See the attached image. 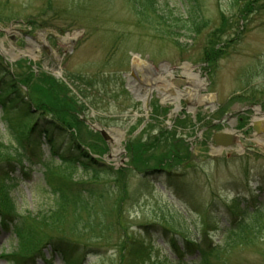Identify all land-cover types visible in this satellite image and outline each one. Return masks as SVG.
<instances>
[{
	"label": "rangeland",
	"instance_id": "374dc122",
	"mask_svg": "<svg viewBox=\"0 0 264 264\" xmlns=\"http://www.w3.org/2000/svg\"><path fill=\"white\" fill-rule=\"evenodd\" d=\"M145 1L0 0V57L12 71L22 73L21 78L35 75L23 85L28 107L34 109L27 121L36 117L59 121L62 130L51 129L56 139L74 137L93 158L115 168L127 165L128 145L137 141L158 144L152 153L165 156L159 164L176 174L175 184L181 192L175 194L164 175L142 183L135 171L129 187L142 190L137 202L128 205L133 228L159 219L170 221L180 214L195 237L206 229L208 240L218 244L230 216H219L216 224L210 215L207 227L203 226L202 216L212 201L221 210L236 195L243 203L264 199V187L260 188L264 186V130L256 133L248 127L240 137V147L219 152L210 145L213 133L240 130L252 118L262 117L252 108L259 105L264 111V0H194L202 17L199 28L184 25L166 0H157L156 6L151 1L147 6ZM169 6L176 22L167 18ZM176 6L187 9L177 1ZM187 12L189 15L190 9ZM42 45L50 52L45 53ZM135 56L154 71L136 67ZM185 63L198 78L188 73ZM43 76L55 79L63 89L59 106L64 99L67 105L72 103L74 118L65 115L69 123L54 112L38 115L30 86ZM132 83L142 95L150 91L148 115L141 98L129 87ZM177 89H198L212 96L214 106L192 105L188 98L179 97L180 108L172 111ZM162 93H168L171 100H163ZM12 113L0 109V140L15 146L25 143L19 132L25 127L20 114ZM88 122L109 129L115 142L102 139ZM45 153L41 144L32 158L33 169H43L39 162L47 160ZM148 162L152 165L154 161ZM51 167L56 174L64 170L66 177L80 178L77 170H65L58 163ZM13 168L9 174L15 179L6 183L7 189L18 210L36 212L42 195L46 196L44 171L23 174L19 166ZM0 194L4 195L2 182ZM153 234L152 257L145 264H165L172 257V248L161 233ZM14 245L13 236L0 229V264H7L4 254L13 251ZM192 257L183 264H196ZM209 259L211 264H264V234ZM88 262L115 264V258L91 255ZM16 264H24V260ZM36 264L61 262L53 257L38 259Z\"/></svg>",
	"mask_w": 264,
	"mask_h": 264
},
{
	"label": "trees",
	"instance_id": "16d2710c",
	"mask_svg": "<svg viewBox=\"0 0 264 264\" xmlns=\"http://www.w3.org/2000/svg\"><path fill=\"white\" fill-rule=\"evenodd\" d=\"M148 1L155 6L158 4L157 0H146L147 6ZM176 1L181 6H186L187 11L190 9L189 15L186 10L176 6ZM166 3L174 6L184 25L199 28L202 17L194 0H166ZM171 7L169 6L167 18L170 22H176ZM20 75L22 73L11 71L0 57V109L20 114L23 118L21 126L25 127H21L23 130L19 131L25 143L17 142L14 146L0 140V183L4 184V195L0 194V229L9 232L15 241L14 250L4 254L7 264H16L19 260H24V264H36L38 259L47 261L53 257H57L61 264H91L88 262L91 255L97 258L111 255L115 258V264H145L152 257L153 233H161L172 248V257L165 264H183L192 256L196 264H211V256H217L221 251L230 250L242 242L258 240L264 234V199L243 203L244 200L237 195L230 205H224L221 210H216V203L212 201L202 216L205 227L210 215L214 216L212 220L216 224L219 216H230L226 218L222 242L218 244H212L208 240L206 229L201 236L195 237L180 214L176 218L170 217V221L159 219L139 223L133 228L128 220V205L132 207L137 202L142 190L129 187L135 171L142 183L152 176L164 175L167 186L175 194L181 192L175 184L176 174L159 164L165 156L158 158L152 153L155 147L158 148V144L137 141L132 147L128 145L129 161L126 166L115 168L98 161L76 138L63 136L56 139L52 135L53 126L62 130L63 126L59 121L38 117L27 121L31 109L22 86L28 85V81L35 78V75L28 73L23 78ZM42 83H47L48 86ZM30 87V97L34 99L33 103L37 101L35 104L40 115L54 112L62 122H67L65 115L74 118L72 103L67 105L68 102L64 99L59 106V101L64 98L61 96L64 91L55 79L43 76L31 82ZM158 136L155 137L157 142L160 140ZM41 144L45 146L47 160L39 162L43 169H33L32 158L36 156L35 150ZM149 160L155 163L151 165ZM55 163L65 170L71 168L72 172L79 171L80 178L74 180L72 175L66 177L64 170V173L56 174V168L51 167ZM13 166H19L23 174L28 170L36 173L44 171L46 186L43 188L46 196L42 195L41 205H38L36 212L18 210L7 189L9 181L15 179L9 174L14 170ZM135 192L137 193L133 197ZM212 206L215 211L211 210ZM233 207L237 211L232 212Z\"/></svg>",
	"mask_w": 264,
	"mask_h": 264
},
{
	"label": "bare ground",
	"instance_id": "6f19581e",
	"mask_svg": "<svg viewBox=\"0 0 264 264\" xmlns=\"http://www.w3.org/2000/svg\"><path fill=\"white\" fill-rule=\"evenodd\" d=\"M134 61H135L136 67H138V68L139 67H142V66H145L146 68L152 69L149 66V64H147L146 62H144L143 60H141L138 56H135ZM164 69L166 70V68H164ZM187 70H188V73L190 75H192L195 78H198V75L196 73H192V71L190 70V68H188ZM200 87H203V86L201 85ZM169 96L170 95L168 93H162L163 100H169L170 101L171 99L168 98ZM179 97H184L185 99L188 98L190 104H192V105H199V104H201V105H204V106H206V105L209 106V105H211V102H212V96L201 94V93H199V90L198 89L195 90V91H188V90H183L182 91L180 89H177V97L174 98V100H176V99L178 100ZM259 123L263 124L264 123V120L263 121H260ZM116 141H117V144H118V139Z\"/></svg>",
	"mask_w": 264,
	"mask_h": 264
},
{
	"label": "water",
	"instance_id": "95a60500",
	"mask_svg": "<svg viewBox=\"0 0 264 264\" xmlns=\"http://www.w3.org/2000/svg\"><path fill=\"white\" fill-rule=\"evenodd\" d=\"M45 50L48 51V49L46 48ZM258 123L259 121L255 120L253 121V125H252L253 130L257 133L264 130V127L262 126H261L262 129H260V125ZM90 126L94 128L95 130H97L104 140H106L107 142L112 141L109 136V132H110L109 129L105 130L103 128H98L94 124H91V123H90ZM212 141H213L212 142L213 146L218 147V148H227V147H231V146L239 144L235 134L226 133V132L213 134Z\"/></svg>",
	"mask_w": 264,
	"mask_h": 264
},
{
	"label": "flooded vegetation",
	"instance_id": "af4514ba",
	"mask_svg": "<svg viewBox=\"0 0 264 264\" xmlns=\"http://www.w3.org/2000/svg\"><path fill=\"white\" fill-rule=\"evenodd\" d=\"M240 120H242V118H241ZM217 122H218V123H221L222 121L217 120ZM247 126H249V124L245 125V127H247ZM245 127H244L243 129H246ZM241 129H242V128H241Z\"/></svg>",
	"mask_w": 264,
	"mask_h": 264
}]
</instances>
